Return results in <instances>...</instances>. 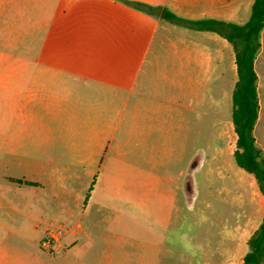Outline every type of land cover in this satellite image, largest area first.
I'll return each mask as SVG.
<instances>
[{"label":"rangeland","instance_id":"obj_1","mask_svg":"<svg viewBox=\"0 0 264 264\" xmlns=\"http://www.w3.org/2000/svg\"><path fill=\"white\" fill-rule=\"evenodd\" d=\"M109 2L116 6L113 8ZM51 32L72 36L51 41L50 47L91 48L95 52L92 67L78 69V76L86 75L92 84L95 130L102 122L116 126L115 118L125 97L131 93L130 109L146 74H155L158 83L152 87L153 93L159 98L162 94L172 95L174 101L173 156L162 162L148 151L138 152L134 136L129 144L121 146L120 153L116 137L110 141L108 159L111 169L118 172L109 173L119 174L121 181L104 183L94 199L83 201L70 189L78 186L72 176L76 177L80 168H71L63 175V189L58 183L46 182L45 191L30 188L21 192L7 173L3 153L0 264H215L214 253L227 239L225 227L234 228L239 217L243 221L254 208L258 185L254 176L236 163L235 132L233 138L226 134L220 139L205 108L197 110V102L209 99L208 88L183 84L181 71L172 72L173 85L166 87L161 85L162 71L149 72L147 64L140 65L146 49L157 48L158 39L150 44V25L135 35L134 21H121V0L4 3L0 6V64H5L8 56L14 68H0V81L20 79L17 65L22 62L23 47L25 51L43 46ZM85 33L88 38L81 35ZM121 58L126 70L121 68ZM150 58L151 54L147 60ZM187 102H191L190 111ZM231 113V108L224 111L222 118L227 114L231 117ZM121 116L122 139L128 120L124 114ZM151 175L163 178L160 188L169 191L171 204L155 198L149 184H141L142 191H147L142 197L139 193L133 196L134 176L144 181ZM169 176L173 181L167 183ZM187 176L191 190L188 201ZM53 187L58 194L54 195Z\"/></svg>","mask_w":264,"mask_h":264},{"label":"crops","instance_id":"obj_2","mask_svg":"<svg viewBox=\"0 0 264 264\" xmlns=\"http://www.w3.org/2000/svg\"><path fill=\"white\" fill-rule=\"evenodd\" d=\"M9 1L0 0V6ZM126 1L145 7L138 9L128 5ZM254 2L255 0H121V21L132 19L135 35L136 32L137 35L141 34L145 26L150 25V44L158 39L157 48H147L140 59V65L147 64L149 72L162 71L164 80H161V85L166 87H172V72L175 71L182 72L183 84L189 87H207L210 97L202 101V104L197 102V110L205 108L214 128H218L215 132L220 139L226 134L233 138V131L235 132L232 120L233 92L238 73L234 48L217 33L191 30L181 22L167 19L164 14L172 13L184 21L215 20L243 25L250 20ZM109 5L113 8L116 6L113 2H109ZM81 35L89 37L87 33ZM70 36L72 34L51 32L45 38L46 47L44 43L38 48H25V51L23 47L22 62L17 65L21 78L0 81V162L4 153L7 173L21 192L30 188L45 191L46 182L58 183L59 189H63V175L71 168L78 167L80 172L76 177L72 176L78 186L70 189L72 193H76L77 199L88 201L97 196L104 183L121 181L119 174L109 173L113 165L109 162L108 151L110 141L116 137L120 153L121 146L129 144L134 136L138 152L140 150L143 154L148 151L152 158L162 162L172 160L174 101L172 95L168 97L167 94H162L159 98L153 93L152 87H156L158 82L155 74L148 73L142 82L140 94L134 97L130 109L131 93L122 102L121 112L128 120L122 139L121 112L115 118L116 126L111 127L102 122L101 127L98 126L95 130L91 107L92 84L88 83L86 75L78 76L79 66H84L86 70L92 67L94 50L48 46L51 41L53 43L54 40L69 39ZM260 43L261 48L254 63L259 99L254 136L258 147L264 152V29L260 35ZM133 53L135 59L139 58L136 48ZM149 54L151 58L147 60ZM9 60L6 56L5 64H0V68L13 69L14 65ZM121 62V68L126 70L123 58ZM195 72H198V78H195ZM93 75L90 70L89 76ZM230 108L231 117L227 114L223 119L222 113L228 112ZM186 109L191 110V102L186 103ZM236 141L235 133L234 142ZM112 172L118 170L113 169ZM162 179L151 175L143 181L142 177L134 176L133 196L142 197L147 191H142L141 184H149V192L155 198L166 199L171 204L169 191L164 187L160 188ZM172 181V176L166 178L167 183ZM55 188L53 187L54 195L58 194ZM186 192L188 201L191 193L189 176ZM255 200L254 208L246 213L243 221L239 217L234 228L225 227L227 239L214 253L217 254V257L214 256L215 264H244V258L249 252L248 241L264 219V196L259 186L258 192L255 191Z\"/></svg>","mask_w":264,"mask_h":264},{"label":"trees","instance_id":"obj_3","mask_svg":"<svg viewBox=\"0 0 264 264\" xmlns=\"http://www.w3.org/2000/svg\"><path fill=\"white\" fill-rule=\"evenodd\" d=\"M126 3L138 9L145 7L139 3L128 1ZM164 16L193 30L217 33L232 44L238 73V81L233 92L232 120L237 135L234 157L241 169L255 177L264 196V152L258 147L254 136L259 114L258 77L254 63L261 48L264 0H255L250 20L243 25L215 20L184 21L169 12H165ZM248 246L249 252L244 258V264H264V219L249 239Z\"/></svg>","mask_w":264,"mask_h":264}]
</instances>
